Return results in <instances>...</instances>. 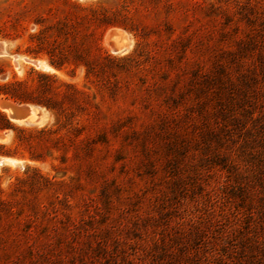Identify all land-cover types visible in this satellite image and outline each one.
<instances>
[{
	"label": "rangeland",
	"instance_id": "1",
	"mask_svg": "<svg viewBox=\"0 0 264 264\" xmlns=\"http://www.w3.org/2000/svg\"><path fill=\"white\" fill-rule=\"evenodd\" d=\"M258 12L264 0H0L1 90L22 82L45 98L42 75L83 88V67L57 70L43 49L73 61L92 32L116 58L103 77L111 91L91 86L99 133L65 129L50 150L29 131L52 127L51 111L25 103L41 118L10 121L30 142L22 157L0 153V264H264V60L250 46V25L264 32V21H248ZM144 33L159 40L155 72L132 58L151 48ZM172 51L184 52L173 66ZM4 132L0 152L14 141Z\"/></svg>",
	"mask_w": 264,
	"mask_h": 264
},
{
	"label": "trees",
	"instance_id": "2",
	"mask_svg": "<svg viewBox=\"0 0 264 264\" xmlns=\"http://www.w3.org/2000/svg\"><path fill=\"white\" fill-rule=\"evenodd\" d=\"M256 14V13H255ZM250 24H254V22H258V24H262L264 21L262 13L258 12L255 16L250 17ZM108 26H121L126 30L129 29L126 25L120 24L118 22L108 23ZM250 46L254 47L258 51V57L261 60H264V54L262 52V48L264 46V32L259 29V25L252 26L250 25ZM256 27V28H255ZM131 30V29H129ZM133 31V30H132ZM157 35L155 34V37ZM142 38L146 41L147 45L151 47L148 51H139L141 48L138 45L135 49V55L133 61L137 64L135 66L138 70L147 69L149 72H155L158 65H160V55L162 53L161 49L159 50L158 44L159 40H156L151 37V34L144 33ZM158 38V37H156ZM87 45L81 48H70L69 53L73 54L74 60L69 61V57L66 55L64 48L54 47L52 49H43L50 57V64L57 70H66L67 64L74 66L75 68L83 67L85 71V83L83 88L79 87L76 84H69L61 81L56 75H42L44 80H46L44 88V93H47L48 96L45 98H34L32 94L24 89H21L24 85L22 82H18L16 85L6 86L5 90L0 89V95H4L10 99L16 100L21 103H35L41 107H45L47 110L51 111L55 118V123L52 127H45L40 130L33 129L31 131L17 128L15 127L5 113L0 111V130H9L14 134L13 137V145L8 150L0 152L9 157H22L23 153L21 150L28 148L29 140H24L21 138V134L24 136L29 132H37L42 136V138H38L37 144H50V147L47 149H60L62 148V140L63 136H59L60 132L65 129H71L72 132H76L79 137L83 132L87 131L91 133L92 131H97L99 133L100 119L102 116L101 105L94 103L92 101L94 99L95 93L91 91V86L97 89L99 94L106 92L109 90L104 83L105 79V68L108 66L107 64H112L111 62L116 60V58L111 57L107 52L103 51L100 43L102 39V34L92 32L86 36ZM58 40H55L57 42ZM42 47L43 42H41ZM153 47V48H152ZM249 47V46H248ZM255 49H253L255 51ZM253 52V51H251ZM249 52L248 48L245 52V55L249 56L252 53ZM167 50L163 51V54H166ZM184 52H170L167 54L166 62L173 66L175 61L182 59L181 56ZM254 54V53H253ZM179 55V56H178ZM237 55H244L243 47L237 51ZM131 58V57H130ZM246 58V56L244 57ZM70 66V67H71ZM149 66L148 68H145ZM86 87L88 88L86 90ZM20 89L22 90L20 92ZM90 91V92H89ZM111 91V90H109ZM113 99L117 96L114 92L110 93ZM168 99H170L168 97ZM90 106V107H88ZM94 109V111H87L88 108ZM87 113L86 124H83L82 120L78 119V112ZM87 111V112H86ZM32 136H29L30 138ZM78 144L81 142H92L93 137L91 134H86L84 138L77 139ZM74 145V144H73ZM76 145V146H77ZM88 147V146H86ZM4 149H7L4 147ZM43 156L38 153L30 152V158L32 160H42ZM30 168H28V171ZM37 175L40 174L38 170L32 169ZM22 180H31L28 176L22 179H18V183H23ZM37 181V180H36Z\"/></svg>",
	"mask_w": 264,
	"mask_h": 264
},
{
	"label": "water",
	"instance_id": "3",
	"mask_svg": "<svg viewBox=\"0 0 264 264\" xmlns=\"http://www.w3.org/2000/svg\"><path fill=\"white\" fill-rule=\"evenodd\" d=\"M37 67V66H36ZM34 107V106H33ZM0 108L6 112L8 119L15 124H30V119L33 115L32 105L25 103H18L16 101L3 98L0 101ZM41 118V113L37 114ZM0 143H4L8 138V133L0 131ZM5 159L0 157V165L4 164Z\"/></svg>",
	"mask_w": 264,
	"mask_h": 264
},
{
	"label": "bare ground",
	"instance_id": "4",
	"mask_svg": "<svg viewBox=\"0 0 264 264\" xmlns=\"http://www.w3.org/2000/svg\"><path fill=\"white\" fill-rule=\"evenodd\" d=\"M116 31H114V33L112 34V39H115L116 40V33H115ZM118 42L119 41H122V43L121 44H119V45H112V48L114 49V50H117V51H119V50H122L126 45H127V42H126V39L123 37V36H121V37H119L118 39ZM8 55V52H7V49H6V45H5V43H3V42H0V56L2 57V56H7ZM15 58V62L16 63H18V59H19V57L18 56H15L14 57ZM25 61H27V62H30V63H32V64H34V65H36L37 67L38 66H40L41 65V63L39 62V61H34V60H29V59H27V58H25ZM18 65V64H17ZM2 100V98H0V101ZM1 109V108H0ZM32 110H33V115H32V118L31 119H33V120H35L36 118H38V116H37V114H38V110L37 109H35L34 107H32ZM32 121V120H31ZM2 134V132H0V135ZM7 140H8V138H7ZM6 140V141H7ZM5 141V142H6ZM9 161V160H8ZM10 162H11V160H10ZM9 162V163H10ZM13 162V161H12Z\"/></svg>",
	"mask_w": 264,
	"mask_h": 264
}]
</instances>
